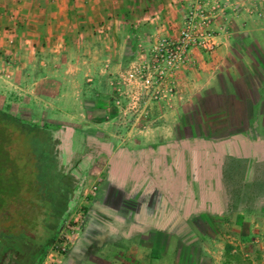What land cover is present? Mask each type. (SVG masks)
<instances>
[{"label": "rangeland", "instance_id": "obj_1", "mask_svg": "<svg viewBox=\"0 0 264 264\" xmlns=\"http://www.w3.org/2000/svg\"><path fill=\"white\" fill-rule=\"evenodd\" d=\"M8 1L13 4L16 2V0ZM192 1L196 0L189 2ZM212 1L218 5V8L212 10L215 49L207 57L204 56L205 53L194 50L190 56V64L178 75L177 96L166 104L154 105L147 117L144 113H136L135 109L132 110L133 104L130 103L135 96L133 87L130 90L123 87L119 93L109 85L117 72L135 60L143 49L145 50L143 45L137 47V56L124 63L123 68H118L116 71L107 68L101 71L98 68L95 72L86 73L87 77L81 73L83 86L80 90L81 96L77 100L80 102L82 97V101L78 105H69L65 111H52L37 105L23 104L24 102L19 99L20 95L17 93L19 91L16 90L15 83L11 81L12 73L0 70V110L35 125L48 126L52 129H57L58 125H67L84 130L89 139L96 142L100 140L103 149L111 151L110 155L114 153L113 146L121 150L120 148L127 144L140 143L142 131L163 129L166 134L164 133V137H158L160 140L164 139L165 142L174 140V144H180L182 149L198 147L196 167L191 169L190 179L196 195H200L201 186H203L201 178L204 175V172L200 170L204 167L206 159L213 158L215 162L216 157L221 156L222 150H233L237 154L246 155L248 141L252 145L253 138L257 140L255 151L262 150L264 153V30H255L259 27L264 28V25L259 21L260 25L251 26L254 17L263 20L262 2L264 3V0ZM234 2L242 3V11L235 16V19L229 21L228 26L224 27L221 21L226 22L224 19L227 15L226 11H237L235 9L238 5ZM252 2H255L257 7ZM213 4L210 3L207 10H210ZM12 16L8 15V17ZM240 17L241 23L248 32L247 35H244L243 29L239 27ZM9 24L12 25V21ZM5 30L11 31L8 26ZM10 35L14 36L11 32ZM157 37L161 36L152 37V40ZM225 43L226 45H223ZM14 44H10L12 52H14L12 47ZM220 48H227L228 54L225 55L222 50L217 51ZM1 52L2 50H0V64L8 65L12 56L6 57ZM3 52L5 53L6 50ZM215 53L218 55L212 59L211 56ZM219 56L222 58L217 64L220 65L221 70L213 75L207 89L195 92L196 98L192 97L190 85L193 83L194 70L191 69L198 68L199 63L208 64L209 61L205 58L216 63L215 60L218 61ZM78 76L80 77V74ZM202 81L204 82L205 79L203 78ZM65 91L78 92L77 89ZM126 92L128 101L123 98L121 104L117 106L118 96ZM91 104H94L97 109L95 107L90 109ZM243 130H254L257 137H246L250 140H245L243 139L245 137L240 134ZM131 131L138 134L134 136L135 139L140 136L138 141L134 142L132 138H128L126 133ZM193 134L197 137H192ZM151 138H153L152 141H158L156 136ZM55 140L57 142V139ZM226 145L231 148L227 149ZM238 146H241L239 149L242 150L241 152H238ZM206 147L210 148L206 149ZM205 150L212 153H202ZM109 159L107 155L102 154L91 162L88 177L78 201L74 203L51 249L39 264H124L127 254L124 250L121 253L120 250L106 249L105 253L98 254L96 243L90 245L92 240L85 239L87 237L86 223L90 220L88 214L91 211V202L98 199L99 190L105 189V194H108L106 196L114 200L127 196L125 190L128 191L129 188L123 185L125 180L112 179L108 165ZM111 159V162H114V156ZM227 164L232 166L230 161H227ZM55 167L56 159L53 160L49 156L46 139L40 141L31 131L22 135L14 126H7L6 129L0 127V180L9 181L12 186V190H9L10 195L14 192L9 199L2 194L1 199L3 198L5 206H0V233L10 230L8 237L21 239L22 232L18 230V225L26 224L31 227L27 230L28 232L26 231L27 235L37 238L41 234L40 224H44L41 223V217L37 215L41 213V210L37 207L36 189L33 190L35 180L40 184L39 188H44L46 207H52V204L57 206L53 211L54 223L58 217H61L63 213L60 209L68 206V203L59 190L60 175L54 172ZM215 175H209L214 186H211V183L207 186V193L202 194L208 197L213 196L218 200L223 199L224 195L225 203H227L228 198H234V194H229L228 191L224 194L222 190L226 187L225 182H221ZM260 175L264 176V167ZM249 185L246 187H250ZM62 187V190L67 191V187L64 185ZM233 188L237 192L236 184ZM2 192L9 194L6 190H1ZM237 194L244 195L238 192ZM218 202L220 207L225 204L224 201ZM229 204L235 206V209L238 206H247L246 203L243 204V201L238 202L236 199L230 200ZM258 207L264 214V201ZM219 210L220 208L216 207L214 211H211L212 214L202 212L199 216L189 218L182 213L180 232L165 233L160 240L161 248L153 249L159 256V264H177L176 261L178 264H264V217L250 216L248 212L237 216V211L220 214ZM6 214L12 216L10 221H5ZM26 218L28 219L24 221ZM48 219L49 215L45 220L49 221ZM184 222H187V225H184ZM47 238L46 234L44 240L47 241ZM29 242L30 245L38 243L35 240ZM40 243H43V239H40ZM149 250L137 249L133 250V254L135 257L142 256L144 261L145 255H150ZM226 254L229 255L226 257ZM152 255H154L153 252Z\"/></svg>", "mask_w": 264, "mask_h": 264}, {"label": "crops", "instance_id": "obj_2", "mask_svg": "<svg viewBox=\"0 0 264 264\" xmlns=\"http://www.w3.org/2000/svg\"><path fill=\"white\" fill-rule=\"evenodd\" d=\"M189 1L191 0H16L13 4L8 0H0V50L4 56L13 57L8 65L1 63L0 70L12 73L11 81L15 83L23 104L65 111L69 105H78L82 101V97L80 102L77 100L83 86L81 73L87 77L86 73L95 72L98 68L101 71L104 68L116 71L134 58L138 46L148 47L152 37L176 34ZM234 3L238 5L235 9L237 11H226V22L221 21L224 27L242 11V3ZM262 5L264 8L263 2ZM11 21L12 25L9 24ZM239 21V27L247 35L241 17ZM259 21L264 25V18L260 20L254 17L251 26L260 25ZM7 26L11 31L5 30ZM10 44H14V52L10 51ZM220 50L225 55L228 54L227 48L217 49ZM208 55L210 54H204L205 57ZM216 55L218 54L211 56L212 59ZM221 58L218 61L216 59V63L205 58L209 61L208 64L199 63L198 68L191 69L194 70L193 83L190 85L192 97L196 95L195 92L209 87L213 75L221 70L217 64ZM199 76L202 78H198ZM68 89H77L78 92L65 91ZM93 107L95 105L91 104L89 108ZM59 128L76 130L87 136L84 130L73 126L58 125L57 129ZM253 131L243 130L240 134L246 140V137L256 136ZM164 133L166 134L165 130L159 128L142 131V137L138 136L141 138L140 143L131 144L129 140L130 144L121 147V150L113 146V154L110 155L111 151L105 153L110 158L108 165L112 179L125 180L123 185L129 189L125 190L127 196L115 200L106 196L108 194H105V189H100L98 199L91 202L85 239L92 240L90 245L96 243L98 254L105 253L106 249L120 250L121 253L124 250L127 252L124 264H159V256L153 249L161 248L160 240L165 233L180 232L182 213L189 218L199 216L202 212L212 214L211 211L218 207L220 214L237 211V216L248 212L250 216L264 217L258 209L264 201V176L260 175L264 157H261L262 150L255 151V138L252 139V145L248 141L246 155L237 154L233 150H222L215 162L213 158L203 161L204 167L200 170L204 172L201 178L203 186L200 195H196L190 172L196 167L198 147L182 149L180 144H174V140H160L158 137H164ZM126 135L134 142L138 139H135L134 136L138 134L134 131ZM144 135L147 137L144 138ZM154 136L158 141H152L151 137ZM192 137L197 135L193 134ZM97 141L102 144L100 140ZM226 148L231 146L226 145ZM237 148L238 152L242 151L239 150L241 146ZM202 153L206 154L208 151ZM113 156L115 163L111 162ZM227 161L232 162V166ZM209 175H215L221 182H225L226 187L222 192L225 194L228 191L229 194H234V198H228L225 203L224 195L221 200L204 195L208 185L212 183L211 186H214ZM234 184L238 186V193H244L243 196L237 194ZM248 184L250 187H246ZM63 193L66 194V191ZM232 199L243 201L247 206L235 209V206L229 204ZM218 201H224L223 207L219 206ZM137 249H150V255L146 254L143 261L142 256L135 257L133 254V250Z\"/></svg>", "mask_w": 264, "mask_h": 264}, {"label": "built area", "instance_id": "obj_3", "mask_svg": "<svg viewBox=\"0 0 264 264\" xmlns=\"http://www.w3.org/2000/svg\"><path fill=\"white\" fill-rule=\"evenodd\" d=\"M210 3L214 4L207 10ZM216 4L212 0L188 2L177 33L171 37L153 38L135 60L110 80L109 85L119 93L123 87L135 89L130 103L133 104L132 110L147 117L154 105H163L175 98L179 93L178 75L190 64L192 52L197 50L209 54L215 49L212 10L218 8ZM127 95L126 92L118 96L116 105H120L123 98L129 99Z\"/></svg>", "mask_w": 264, "mask_h": 264}, {"label": "flooded vegetation", "instance_id": "obj_4", "mask_svg": "<svg viewBox=\"0 0 264 264\" xmlns=\"http://www.w3.org/2000/svg\"><path fill=\"white\" fill-rule=\"evenodd\" d=\"M51 136L54 141L56 165L60 170L63 185L67 187L68 206L59 217L58 227L60 221L78 201L88 177L91 162L96 160L98 155H104L108 150L103 149V144L98 141L89 139L83 133L68 128L52 131ZM53 236L47 239L41 249H35L36 251H33L28 244H25L21 251L16 249L15 242L0 241V264H39L38 259L41 254H45L44 248Z\"/></svg>", "mask_w": 264, "mask_h": 264}, {"label": "trees", "instance_id": "obj_5", "mask_svg": "<svg viewBox=\"0 0 264 264\" xmlns=\"http://www.w3.org/2000/svg\"><path fill=\"white\" fill-rule=\"evenodd\" d=\"M7 126H14L17 129V131H19L22 135L31 131V132H33V134H35V136L37 138H39L40 141H44L46 139V143H47L48 148H49V156L53 160L55 159L54 141L52 140V136H51V132L52 131L50 129H48V127L35 125V124L28 123V122H24L21 119H19L18 117L12 116V115L0 110V127H4L6 129ZM54 172L58 173L60 175V180H59L60 182L58 184V185H60L59 190L66 197V194L63 193L64 190H62V188H63L62 187V185H63V181L62 180L63 179L61 177L60 170H59L57 165L55 167ZM34 182H35L34 183L35 184V188H33V190L36 189L35 198L37 197V207L41 210L40 211L41 213L37 214V215H39V217H41V223H43L45 225L44 226V225L40 224L41 234L38 235L37 238H34V237H31L30 235H27V232H28L27 230L31 229V227H29L26 224H21V226L18 225V228H19L18 230H20L22 232L21 233L22 234V238L21 239H18V238L15 239V238H12V237H8L7 235H8V233L11 232L10 230H7L6 232H1L0 233V235L2 234L0 236V241H4V242L12 241V242H15L16 243V249H19L21 251L24 249L23 247H24L25 244L30 245V242H29L30 240H32V241L35 240L36 242L39 243V244L37 243V245H32V244L30 245L31 246L30 248L33 251L41 249L43 247V245L45 244V242H46V240H44L45 235L46 234L48 235L47 239H49V238H51L53 236L54 232L56 231V227L58 225V220H59V217H58L55 223L53 221V218H54L53 217V211H54V209L57 208V206L56 205L53 206V204H52V207H49V208L46 207V205H45L46 193L44 191V188H39L40 184H38V182L36 180ZM16 189L18 191V188H16ZM1 190L2 191L6 190V191H8L9 194L3 193V192L1 193ZM9 190H12V186L10 185V182L7 181V180H0V206L1 207L5 206L3 204V201H2L3 198L1 199L2 194L5 195V197L7 199H9V197H11L14 194V192H13V194L10 195L11 192ZM30 190H32V188ZM66 207L67 206H65L63 209H60L62 213H63V211H64V209ZM47 215H49V219H48L49 221L45 220ZM66 216L63 218V220H65ZM11 217L12 216H10L9 214L4 215L5 221H10ZM27 219L28 218H26L24 221H26ZM27 223H29V222H27ZM45 229H46V233H45ZM38 237H39V240H37ZM40 239H43V243H40ZM228 255L229 254H226V257Z\"/></svg>", "mask_w": 264, "mask_h": 264}, {"label": "water", "instance_id": "obj_6", "mask_svg": "<svg viewBox=\"0 0 264 264\" xmlns=\"http://www.w3.org/2000/svg\"><path fill=\"white\" fill-rule=\"evenodd\" d=\"M64 217H65V216H64ZM63 223H64V220L62 219V221H60L59 226L57 227V229H56V231H55V233H54L53 238H52L50 241H48V243L46 244V246H45V248H44V252H45V254H44V255H43V254L40 255V258L38 259V263H41V262L43 261L44 256H45V255L49 252V250L51 249L53 243L55 242V240H56V238H57V236H58V233L60 232V230H61V228H62V226H63Z\"/></svg>", "mask_w": 264, "mask_h": 264}]
</instances>
